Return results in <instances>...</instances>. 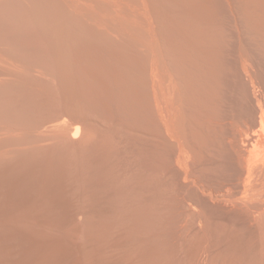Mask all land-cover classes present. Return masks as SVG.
Wrapping results in <instances>:
<instances>
[{"label":"bare ground","instance_id":"bare-ground-1","mask_svg":"<svg viewBox=\"0 0 264 264\" xmlns=\"http://www.w3.org/2000/svg\"><path fill=\"white\" fill-rule=\"evenodd\" d=\"M128 246L264 264V0H0V264Z\"/></svg>","mask_w":264,"mask_h":264},{"label":"rangeland","instance_id":"rangeland-1","mask_svg":"<svg viewBox=\"0 0 264 264\" xmlns=\"http://www.w3.org/2000/svg\"><path fill=\"white\" fill-rule=\"evenodd\" d=\"M121 188H122V189H121L122 192H121L120 194H121V195H124V188H125V185L122 184V185H121ZM124 196H125V195H124ZM125 199H126V201H129V199H128L127 197H125ZM134 252H135V249H131L130 246L126 247V249L122 250V251L119 252L118 254H121V256L126 257L127 260H128V262L125 263V262L122 260V261H120V262H118V263H119V264H130L129 261H131V259L135 256ZM115 254H117V253H113L112 256L115 255ZM116 264H117V263H116Z\"/></svg>","mask_w":264,"mask_h":264}]
</instances>
